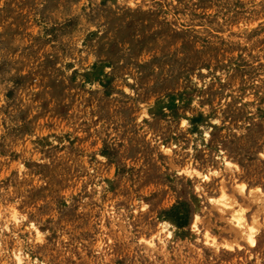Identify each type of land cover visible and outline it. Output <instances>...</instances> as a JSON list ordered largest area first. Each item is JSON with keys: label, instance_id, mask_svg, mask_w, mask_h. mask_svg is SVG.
<instances>
[{"label": "rangeland", "instance_id": "obj_1", "mask_svg": "<svg viewBox=\"0 0 264 264\" xmlns=\"http://www.w3.org/2000/svg\"><path fill=\"white\" fill-rule=\"evenodd\" d=\"M0 264H264V0H0Z\"/></svg>", "mask_w": 264, "mask_h": 264}, {"label": "bare ground", "instance_id": "obj_2", "mask_svg": "<svg viewBox=\"0 0 264 264\" xmlns=\"http://www.w3.org/2000/svg\"><path fill=\"white\" fill-rule=\"evenodd\" d=\"M199 174V173H198ZM204 177H205V175H203ZM202 177V176H201ZM203 177V178H204ZM203 178H201V179H203ZM206 178V177H205ZM200 179V180H201ZM207 180V179H206ZM242 190V189H241ZM244 190H242L241 192H243ZM218 201H220V200H218ZM227 207H230V206H227ZM226 207V208H227ZM232 207V206H231ZM228 209V208H227ZM226 209V210H227ZM237 213V211H235V212H233V214H232V218H233V220H235L236 222V226H239V227H241L242 228V234H243V236H244V240H245V242L247 243V244H249L250 246H255L256 245V231H255V225L252 227L251 225H246V226H243L242 224H241V222H242V217H241V215H238V214H236ZM231 217V216H230ZM255 228V229H254ZM206 238H208V237H206ZM207 241H209V239L207 240ZM206 242V241H205ZM210 242V241H209ZM207 243V242H206ZM213 243V242H212ZM215 243V242H214ZM212 245H214V244H212ZM216 248V247H215ZM21 263V262H20Z\"/></svg>", "mask_w": 264, "mask_h": 264}]
</instances>
